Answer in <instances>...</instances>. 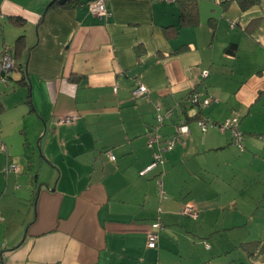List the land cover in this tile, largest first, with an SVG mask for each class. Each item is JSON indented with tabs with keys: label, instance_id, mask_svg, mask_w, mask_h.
Segmentation results:
<instances>
[{
	"label": "crops",
	"instance_id": "crops-1",
	"mask_svg": "<svg viewBox=\"0 0 264 264\" xmlns=\"http://www.w3.org/2000/svg\"><path fill=\"white\" fill-rule=\"evenodd\" d=\"M90 1L0 0V51L25 38L0 73L3 264H264V0H194V25L174 0H106L103 17ZM198 116L237 118L244 149Z\"/></svg>",
	"mask_w": 264,
	"mask_h": 264
},
{
	"label": "built area",
	"instance_id": "built-area-1",
	"mask_svg": "<svg viewBox=\"0 0 264 264\" xmlns=\"http://www.w3.org/2000/svg\"><path fill=\"white\" fill-rule=\"evenodd\" d=\"M165 1H173V0H165ZM105 4H106V0H92L88 3V8H89V11L93 15L103 17V16L108 15ZM14 68H15V60L12 54V49L10 47L5 46L0 51V73L2 74V78L5 80L6 76H8ZM203 76L204 77L207 76V71L203 72ZM146 93H147V88L141 83H138V85L134 87V89H132L131 91V94L134 99L138 97H142L146 95ZM191 102L194 104L198 103L203 108L209 104L210 99H201L200 97L198 98V95H197L191 98ZM77 117L78 116L76 114L65 115V116L60 117L59 123L73 124L75 123ZM197 123L203 131H205L208 128V126H215V125L218 127V130L221 132L229 131L231 133L232 140L235 142V144L238 145V148L241 151L244 149V135L238 127L237 118L226 119L224 122H221L218 124H214V122H211L208 119L200 118L197 120ZM187 131H188L187 123L185 121H181L176 126L175 134L172 137H169L168 139H166L163 149L159 152L154 153L153 161L148 166H146L144 169H142L140 173L145 174L149 170L153 169L157 165V163L162 160V151L171 149L172 146L177 141L179 135H182L186 133ZM107 156L112 160H114L115 158L110 152L107 153ZM3 170L5 174L11 173V172L19 173L21 171V169L14 164L8 165ZM161 193L163 194L162 191ZM182 213L191 217L192 219H195L197 217V212L191 203H186L182 207ZM151 227H152V230H150V232H148L147 234L146 246L148 248H155L158 236L160 232L163 230L164 226L160 221H156L151 225ZM0 264H3L1 252H0Z\"/></svg>",
	"mask_w": 264,
	"mask_h": 264
},
{
	"label": "trees",
	"instance_id": "trees-1",
	"mask_svg": "<svg viewBox=\"0 0 264 264\" xmlns=\"http://www.w3.org/2000/svg\"><path fill=\"white\" fill-rule=\"evenodd\" d=\"M162 1H165V0H162ZM174 1L178 2V4H179V8H180V16H179L180 22L179 23H180V25H183V24L194 25L197 22V9H196V4H195L194 0H174ZM240 2H241L243 7H246L252 1L251 0H240ZM71 3H72V0H67L64 3V5L68 6ZM11 21L20 27H22L24 25V19L20 16L15 17V18H11ZM24 46H25V38H24V35L21 34L16 38V41L12 47V49L14 50V51H12V54H13V57L15 60V67L20 65V62L18 63V61H17L18 60L17 55H19V53L24 49ZM20 79L26 83V76L25 75L22 76V78H20ZM197 95L199 98L200 95L198 92H196V91L191 92L188 96L189 97L188 102L190 103L191 106H196L199 109H201L202 107L198 103L194 104L191 102V98L194 96H197ZM198 118H199V116L197 117V119ZM2 172L4 173V170H2ZM14 174H18V173H14Z\"/></svg>",
	"mask_w": 264,
	"mask_h": 264
},
{
	"label": "rangeland",
	"instance_id": "rangeland-1",
	"mask_svg": "<svg viewBox=\"0 0 264 264\" xmlns=\"http://www.w3.org/2000/svg\"><path fill=\"white\" fill-rule=\"evenodd\" d=\"M30 150L32 151V153H34L35 155H38V156H41L42 155V153H41V147H40V142H39V139L38 140H36V142H32L31 140H30ZM40 149V150H39ZM31 153V154H32ZM33 154V155H34ZM35 175H36V173H35Z\"/></svg>",
	"mask_w": 264,
	"mask_h": 264
},
{
	"label": "water",
	"instance_id": "water-1",
	"mask_svg": "<svg viewBox=\"0 0 264 264\" xmlns=\"http://www.w3.org/2000/svg\"><path fill=\"white\" fill-rule=\"evenodd\" d=\"M67 0H58L59 4H63L64 2H66ZM40 150V149H39Z\"/></svg>",
	"mask_w": 264,
	"mask_h": 264
}]
</instances>
